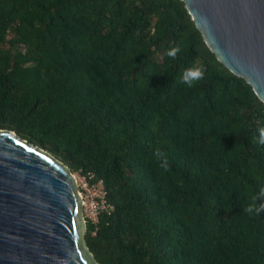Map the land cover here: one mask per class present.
Listing matches in <instances>:
<instances>
[{
	"label": "trees",
	"instance_id": "obj_1",
	"mask_svg": "<svg viewBox=\"0 0 264 264\" xmlns=\"http://www.w3.org/2000/svg\"><path fill=\"white\" fill-rule=\"evenodd\" d=\"M260 127L178 0H0V129L102 182L97 264H264V212L242 208L264 187Z\"/></svg>",
	"mask_w": 264,
	"mask_h": 264
},
{
	"label": "water",
	"instance_id": "obj_2",
	"mask_svg": "<svg viewBox=\"0 0 264 264\" xmlns=\"http://www.w3.org/2000/svg\"><path fill=\"white\" fill-rule=\"evenodd\" d=\"M206 50L264 105V0H178ZM75 177L0 129V264H97Z\"/></svg>",
	"mask_w": 264,
	"mask_h": 264
},
{
	"label": "clouds",
	"instance_id": "obj_3",
	"mask_svg": "<svg viewBox=\"0 0 264 264\" xmlns=\"http://www.w3.org/2000/svg\"><path fill=\"white\" fill-rule=\"evenodd\" d=\"M181 51L179 46L171 48L166 52V55L171 59H176L177 54ZM205 69L202 66L194 65L191 68H186L183 70L180 76V83L186 84L189 87L193 86L195 82H198L204 78ZM258 135L253 137V143L257 145H264V127L257 129ZM155 156L158 160H161L160 167L165 171L169 170V164L166 157H163V154L159 151L155 153ZM163 157V158H162ZM264 197V187L259 189V192L255 199H253L246 206H243V212L247 213L249 216H259L264 212V203H257L258 198Z\"/></svg>",
	"mask_w": 264,
	"mask_h": 264
},
{
	"label": "built area",
	"instance_id": "obj_4",
	"mask_svg": "<svg viewBox=\"0 0 264 264\" xmlns=\"http://www.w3.org/2000/svg\"><path fill=\"white\" fill-rule=\"evenodd\" d=\"M83 180L77 182L81 201H82V213L85 222L91 224H97L99 216L102 213L110 214L114 211V207L109 205L105 198L104 186L101 181L94 184H89V179L84 176Z\"/></svg>",
	"mask_w": 264,
	"mask_h": 264
},
{
	"label": "rangeland",
	"instance_id": "obj_5",
	"mask_svg": "<svg viewBox=\"0 0 264 264\" xmlns=\"http://www.w3.org/2000/svg\"><path fill=\"white\" fill-rule=\"evenodd\" d=\"M48 153V152H47ZM51 155V154H50ZM52 156V155H51ZM55 158V157H54ZM56 159V158H55ZM57 160V159H56ZM59 161V160H58ZM60 162V161H59ZM60 163H62V162H60ZM63 164V163H62ZM64 165V164H63ZM65 166V165H64ZM66 167V166H65ZM72 175L75 177V179H77V182L79 183L80 182V179H82L83 180V177H81V175L80 174H78V173H72ZM92 177V176H91Z\"/></svg>",
	"mask_w": 264,
	"mask_h": 264
}]
</instances>
